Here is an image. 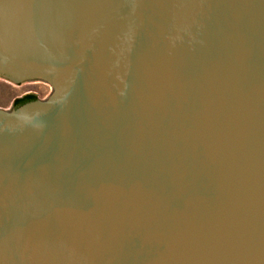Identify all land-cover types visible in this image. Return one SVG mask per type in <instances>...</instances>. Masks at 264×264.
Returning a JSON list of instances; mask_svg holds the SVG:
<instances>
[{"label": "water", "instance_id": "1", "mask_svg": "<svg viewBox=\"0 0 264 264\" xmlns=\"http://www.w3.org/2000/svg\"><path fill=\"white\" fill-rule=\"evenodd\" d=\"M0 79V264H264V0H0Z\"/></svg>", "mask_w": 264, "mask_h": 264}, {"label": "rangeland", "instance_id": "2", "mask_svg": "<svg viewBox=\"0 0 264 264\" xmlns=\"http://www.w3.org/2000/svg\"><path fill=\"white\" fill-rule=\"evenodd\" d=\"M43 83L44 82H29L16 86L0 79V108L7 109L15 97H20L28 90L36 91L37 98L43 99L50 91L49 85Z\"/></svg>", "mask_w": 264, "mask_h": 264}, {"label": "flooded vegetation", "instance_id": "3", "mask_svg": "<svg viewBox=\"0 0 264 264\" xmlns=\"http://www.w3.org/2000/svg\"><path fill=\"white\" fill-rule=\"evenodd\" d=\"M47 85L46 83H43ZM36 91L34 90H28L27 92H24L22 96L15 98L14 100V107L18 106L26 101H30L33 99H36L37 96L35 95Z\"/></svg>", "mask_w": 264, "mask_h": 264}]
</instances>
